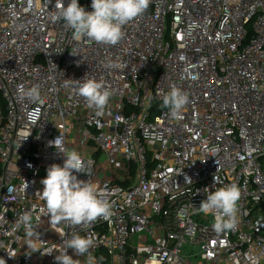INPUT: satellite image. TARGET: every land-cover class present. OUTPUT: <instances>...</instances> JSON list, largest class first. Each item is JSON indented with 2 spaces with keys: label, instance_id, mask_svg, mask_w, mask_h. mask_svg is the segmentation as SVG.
<instances>
[{
  "label": "built area",
  "instance_id": "2783aa9c",
  "mask_svg": "<svg viewBox=\"0 0 264 264\" xmlns=\"http://www.w3.org/2000/svg\"><path fill=\"white\" fill-rule=\"evenodd\" d=\"M55 3L0 0V258L57 264L75 232L102 264H264V0H151L115 46L74 40ZM86 73L113 93L101 116L65 82ZM173 85L190 98L179 120L151 111ZM34 86L39 102L19 98ZM59 136L91 161L74 174L112 204L107 219L50 222L37 192L63 166L49 146ZM233 183L238 223L216 232L198 210L204 188Z\"/></svg>",
  "mask_w": 264,
  "mask_h": 264
},
{
  "label": "clouds",
  "instance_id": "9594fccd",
  "mask_svg": "<svg viewBox=\"0 0 264 264\" xmlns=\"http://www.w3.org/2000/svg\"><path fill=\"white\" fill-rule=\"evenodd\" d=\"M150 3L151 0H91L92 11H86L79 5L78 0H70L67 6L63 0H56L51 18L54 21L63 20L72 30L73 39L76 41L87 39L98 44L115 46L125 35L124 26L142 16ZM107 66L113 68L119 67V64L109 61ZM65 82L74 87L76 93L86 100L89 108L95 109L97 116L103 115L113 94L103 80L88 78L86 73L83 79H65ZM18 96L21 100L39 102V87L34 86L30 89L21 87L18 89ZM189 103V93L173 85L163 95L161 107L168 109L169 118L179 120L182 119L183 110ZM49 146L54 147L58 153H63L65 157L63 166L53 163L47 168V175L41 180L43 190L37 192L38 198L45 204L50 222L74 227L90 225L100 218L110 217L112 204L100 198L94 184L88 180L78 179L74 174L75 172L87 175L91 161H86L76 150L68 151L61 136L49 141ZM204 192L207 196L201 201L199 212L214 216L213 228L216 232L234 229L238 223V201L241 198L238 185L234 183L225 185L215 188V191L204 188ZM20 223L25 225L29 237L36 236L40 239V233L33 227L29 214H25ZM61 237L63 242L60 253L55 255L57 264H81L79 259H73L67 254L68 249H72L78 257L86 256L85 264H102L103 257L98 260L90 252L94 246L91 236H82L74 232L70 235L64 233ZM0 264H6V261L0 258Z\"/></svg>",
  "mask_w": 264,
  "mask_h": 264
},
{
  "label": "trees",
  "instance_id": "16d2710c",
  "mask_svg": "<svg viewBox=\"0 0 264 264\" xmlns=\"http://www.w3.org/2000/svg\"><path fill=\"white\" fill-rule=\"evenodd\" d=\"M78 3L80 6H84V0H78ZM162 102H152L151 104V111L152 112H157L158 110H160Z\"/></svg>",
  "mask_w": 264,
  "mask_h": 264
},
{
  "label": "rangeland",
  "instance_id": "374dc122",
  "mask_svg": "<svg viewBox=\"0 0 264 264\" xmlns=\"http://www.w3.org/2000/svg\"><path fill=\"white\" fill-rule=\"evenodd\" d=\"M185 250H188V248H185ZM191 252H194V249H192Z\"/></svg>",
  "mask_w": 264,
  "mask_h": 264
}]
</instances>
